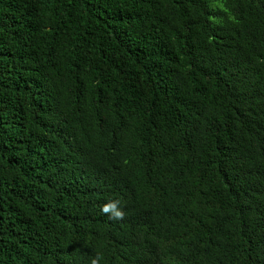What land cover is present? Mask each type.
I'll return each instance as SVG.
<instances>
[{"label": "trees", "instance_id": "obj_1", "mask_svg": "<svg viewBox=\"0 0 264 264\" xmlns=\"http://www.w3.org/2000/svg\"><path fill=\"white\" fill-rule=\"evenodd\" d=\"M97 255L264 264V0H0V264Z\"/></svg>", "mask_w": 264, "mask_h": 264}, {"label": "clouds", "instance_id": "obj_2", "mask_svg": "<svg viewBox=\"0 0 264 264\" xmlns=\"http://www.w3.org/2000/svg\"><path fill=\"white\" fill-rule=\"evenodd\" d=\"M101 211L104 214L109 215L110 219H123L124 217V212L122 208L120 207V201L119 200H111L107 203H105ZM101 257L97 255V257L93 258L91 260V264H99Z\"/></svg>", "mask_w": 264, "mask_h": 264}]
</instances>
